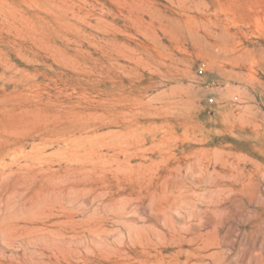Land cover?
Here are the masks:
<instances>
[{
  "label": "rangeland",
  "instance_id": "rangeland-1",
  "mask_svg": "<svg viewBox=\"0 0 264 264\" xmlns=\"http://www.w3.org/2000/svg\"><path fill=\"white\" fill-rule=\"evenodd\" d=\"M0 264H264V0H0Z\"/></svg>",
  "mask_w": 264,
  "mask_h": 264
},
{
  "label": "built area",
  "instance_id": "built-area-1",
  "mask_svg": "<svg viewBox=\"0 0 264 264\" xmlns=\"http://www.w3.org/2000/svg\"><path fill=\"white\" fill-rule=\"evenodd\" d=\"M203 73L202 68L199 69V74L201 75ZM210 103H212V101H210Z\"/></svg>",
  "mask_w": 264,
  "mask_h": 264
}]
</instances>
